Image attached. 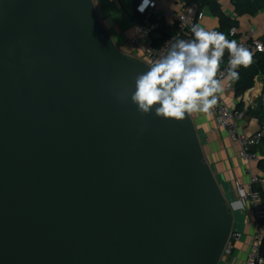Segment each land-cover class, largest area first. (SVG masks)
<instances>
[{
	"label": "water",
	"instance_id": "95a60500",
	"mask_svg": "<svg viewBox=\"0 0 264 264\" xmlns=\"http://www.w3.org/2000/svg\"><path fill=\"white\" fill-rule=\"evenodd\" d=\"M148 70L95 0H0V264H221L242 204Z\"/></svg>",
	"mask_w": 264,
	"mask_h": 264
},
{
	"label": "crops",
	"instance_id": "0c3cea01",
	"mask_svg": "<svg viewBox=\"0 0 264 264\" xmlns=\"http://www.w3.org/2000/svg\"><path fill=\"white\" fill-rule=\"evenodd\" d=\"M137 0H95L99 15L111 36L117 45L126 54L131 53L125 45L127 39L136 37L138 34L137 20L135 19V4ZM223 12L232 20L238 22L236 26L240 35H248L254 30L259 39L264 42V10L258 12L255 16H238L231 0H219ZM186 5L185 0H159V11L179 12ZM205 20L199 24L209 31H220L219 20L213 15L209 8H204ZM229 37V36H228ZM256 57V56H255ZM254 57V58H255ZM228 58L223 57L220 68ZM253 58V59H254ZM233 88L226 92L225 86L228 81H224L222 96L225 103L232 109L237 110L238 105L242 102L244 118L241 122L243 130L253 134L261 127L258 118L249 117L248 113L252 110H260V103L264 98V80L261 76L255 78V86L249 90L242 99L235 96V83L230 80ZM197 128L204 135L206 143V158L213 167L217 175L226 181V188L231 198L238 201V187L246 186L252 179H264V143L258 147L260 162L256 165H249L239 158L238 146L233 143L226 132L218 129L216 116L212 109L209 113H192ZM246 207V210L244 209ZM246 219V233L253 234L257 230V220L254 212V205L251 202L242 204L238 210ZM248 247L246 242L239 245L238 259L240 264L246 260Z\"/></svg>",
	"mask_w": 264,
	"mask_h": 264
},
{
	"label": "clouds",
	"instance_id": "9594fccd",
	"mask_svg": "<svg viewBox=\"0 0 264 264\" xmlns=\"http://www.w3.org/2000/svg\"><path fill=\"white\" fill-rule=\"evenodd\" d=\"M191 32L193 39L168 42L167 54L136 75L130 99L142 115L154 110L159 118L182 121L192 113H209L223 91L220 65L225 52L228 80L238 78V68L251 64L252 52L225 34L198 25Z\"/></svg>",
	"mask_w": 264,
	"mask_h": 264
},
{
	"label": "built area",
	"instance_id": "2783aa9c",
	"mask_svg": "<svg viewBox=\"0 0 264 264\" xmlns=\"http://www.w3.org/2000/svg\"><path fill=\"white\" fill-rule=\"evenodd\" d=\"M143 9V10H141ZM159 0H137L135 4V16L140 17L137 21L138 34L136 37L127 39L125 45L132 55L130 57L135 60L145 62L149 66L167 54L170 43L178 39H193L191 29L194 25H198L205 20V12L197 4L185 5L179 12L159 11ZM162 16L169 25L179 27L176 36L164 41L159 47L155 46L152 34L159 29V24L153 21L154 17ZM229 39L235 40L238 44L247 47L253 54L252 59L264 52V42L261 41L254 30L248 35H240L237 27H233L229 31ZM229 56L220 68L224 81H228L225 91H231L233 85L226 78L228 69ZM264 107V98L262 99ZM216 116L217 127L226 132L229 139L239 148V158L249 165H256L260 162V154L258 147L264 142V121L260 123L261 127L253 134L245 132L241 126L244 114L237 110H232L224 101L222 93L217 94V103L212 108ZM258 122L259 119H258ZM238 202L241 204L251 202L254 205L255 217L257 220V230L248 236L247 247L248 253L243 264H264V179L255 178L246 186H239ZM230 211L234 215V208L229 205ZM231 213V212H230ZM243 235L238 232L235 227L228 241L225 256H232L237 247L242 243Z\"/></svg>",
	"mask_w": 264,
	"mask_h": 264
},
{
	"label": "trees",
	"instance_id": "16d2710c",
	"mask_svg": "<svg viewBox=\"0 0 264 264\" xmlns=\"http://www.w3.org/2000/svg\"><path fill=\"white\" fill-rule=\"evenodd\" d=\"M235 12L238 16H255L261 10H264V0H231ZM186 5L197 4L202 9L209 8L213 15L219 20L220 31L225 34L229 39V31L231 28L238 26V22L229 18L222 10L219 0H185ZM137 21L140 17L135 16ZM153 21L159 24V29L152 34L156 47H159L167 39L174 37L179 32V27L176 25H169L162 16L154 17ZM230 40V39H229ZM228 55L227 51L224 58ZM238 78L234 80L235 83V96L242 99L243 96L255 86V78L261 76L264 80V52L256 55L252 59L251 64L247 67H240L237 69ZM242 102L238 105L237 111H242ZM259 115L255 116L259 119L260 123L264 121V107L261 106ZM264 143V142H263ZM264 252V250H263Z\"/></svg>",
	"mask_w": 264,
	"mask_h": 264
},
{
	"label": "rangeland",
	"instance_id": "374dc122",
	"mask_svg": "<svg viewBox=\"0 0 264 264\" xmlns=\"http://www.w3.org/2000/svg\"><path fill=\"white\" fill-rule=\"evenodd\" d=\"M131 52V51H130ZM125 53V52H124ZM129 56L130 55H132V52L131 53H129L128 54ZM261 105H260V108H261V106H262V103H260ZM260 113L258 112V111H250L249 113H248V116L249 117H252V116H258ZM230 198V197H229ZM244 204V203H243ZM244 207H245V205H244ZM245 210H246V207L244 208ZM231 212V214H233V212H232V210L230 211ZM234 212H236V211H234ZM235 218H236V226H235V229L238 231V232H240V233H242V235H243V239H242V243H247V240H248V236L249 235H252V234H247L246 233V231H245V229H246V219H245V217L242 215V213H240V212H237V213H235ZM241 243V244H242ZM240 244V245H241ZM238 251H239V246L237 247V250L234 252V254L232 255V256H230V257H228V256H225L224 258H223V261L221 262V264H229L230 262V260L231 259H233L234 258V256L235 257H237L238 258Z\"/></svg>",
	"mask_w": 264,
	"mask_h": 264
},
{
	"label": "flooded vegetation",
	"instance_id": "af4514ba",
	"mask_svg": "<svg viewBox=\"0 0 264 264\" xmlns=\"http://www.w3.org/2000/svg\"><path fill=\"white\" fill-rule=\"evenodd\" d=\"M229 262H230L229 264H240L239 259H238L237 257H235V256H234V258L231 259ZM226 264H227V263H226Z\"/></svg>",
	"mask_w": 264,
	"mask_h": 264
}]
</instances>
